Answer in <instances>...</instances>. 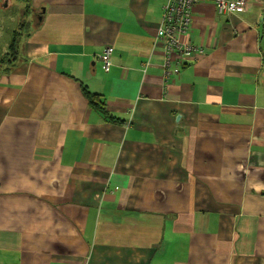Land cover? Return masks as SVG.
Returning a JSON list of instances; mask_svg holds the SVG:
<instances>
[{"label": "crops", "instance_id": "0c3cea01", "mask_svg": "<svg viewBox=\"0 0 264 264\" xmlns=\"http://www.w3.org/2000/svg\"><path fill=\"white\" fill-rule=\"evenodd\" d=\"M165 1L29 0L0 67V264H264V0L198 1L204 52L167 79Z\"/></svg>", "mask_w": 264, "mask_h": 264}, {"label": "built area", "instance_id": "2783aa9c", "mask_svg": "<svg viewBox=\"0 0 264 264\" xmlns=\"http://www.w3.org/2000/svg\"><path fill=\"white\" fill-rule=\"evenodd\" d=\"M200 0H166L162 14L159 19V26L156 31L155 43L161 45L164 50L165 79L174 73H179V65L194 61L203 54L204 48L196 45L188 39L189 30L192 26L193 8ZM217 11L224 15H231L243 11L247 0H211ZM113 47H106L100 54L105 71H109L112 65L111 58ZM175 61V65L172 62Z\"/></svg>", "mask_w": 264, "mask_h": 264}, {"label": "trees", "instance_id": "16d2710c", "mask_svg": "<svg viewBox=\"0 0 264 264\" xmlns=\"http://www.w3.org/2000/svg\"><path fill=\"white\" fill-rule=\"evenodd\" d=\"M19 1H23L25 3L24 10H23V16L19 22V27L15 31H13L11 35V39H10L7 51L4 53L3 56L0 57V63H4V64L6 63L8 65H14L19 60V53H20V46H21V34H22V30L25 27L27 11L29 8L28 7L29 0H19ZM83 91L86 97L88 98L90 104L94 108L98 109L103 114L108 113L106 110V103L101 98V95L91 93L85 87L83 88Z\"/></svg>", "mask_w": 264, "mask_h": 264}, {"label": "rangeland", "instance_id": "374dc122", "mask_svg": "<svg viewBox=\"0 0 264 264\" xmlns=\"http://www.w3.org/2000/svg\"><path fill=\"white\" fill-rule=\"evenodd\" d=\"M25 3L19 0H0V56H3L10 42L11 29L19 23L22 18V9ZM10 34V35H9ZM25 30H22V35ZM3 65L0 63V67Z\"/></svg>", "mask_w": 264, "mask_h": 264}]
</instances>
